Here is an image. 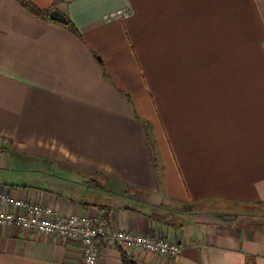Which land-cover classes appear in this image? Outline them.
Segmentation results:
<instances>
[{"label": "crops", "instance_id": "0c3cea01", "mask_svg": "<svg viewBox=\"0 0 264 264\" xmlns=\"http://www.w3.org/2000/svg\"><path fill=\"white\" fill-rule=\"evenodd\" d=\"M30 1L78 34L0 0V191L182 248L138 264H264V0ZM82 256L0 227V264Z\"/></svg>", "mask_w": 264, "mask_h": 264}, {"label": "built area", "instance_id": "2783aa9c", "mask_svg": "<svg viewBox=\"0 0 264 264\" xmlns=\"http://www.w3.org/2000/svg\"><path fill=\"white\" fill-rule=\"evenodd\" d=\"M0 227L33 231L55 237L64 243L79 242L83 251L81 264H99L103 244L114 249H142L171 260L179 258L182 253L178 242L133 232L110 231L99 217L80 214L62 216L50 206L17 199L2 191Z\"/></svg>", "mask_w": 264, "mask_h": 264}, {"label": "trees", "instance_id": "16d2710c", "mask_svg": "<svg viewBox=\"0 0 264 264\" xmlns=\"http://www.w3.org/2000/svg\"><path fill=\"white\" fill-rule=\"evenodd\" d=\"M59 0H56V2ZM21 4L25 7V9H27L31 14H33L34 16H36L39 19H45L48 18L50 13L49 11L46 10H41L38 7H36L30 0H20ZM65 27L69 28L74 34H78L76 29L74 28V26H72L70 24V22L65 21L63 24ZM253 210H258L257 212H254L252 215L256 218H260V219H264V206L256 209L255 207L253 208ZM119 249V253H120V257L122 260V264H138L136 261H134L130 255H128V253H126V251H124L121 248Z\"/></svg>", "mask_w": 264, "mask_h": 264}, {"label": "water", "instance_id": "95a60500", "mask_svg": "<svg viewBox=\"0 0 264 264\" xmlns=\"http://www.w3.org/2000/svg\"><path fill=\"white\" fill-rule=\"evenodd\" d=\"M50 17L52 20L64 23L66 19L58 12V11H52L50 13Z\"/></svg>", "mask_w": 264, "mask_h": 264}]
</instances>
